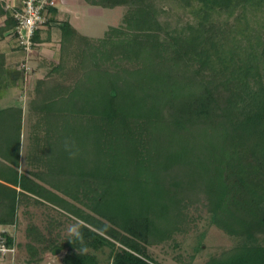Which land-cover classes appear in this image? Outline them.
<instances>
[{
    "label": "trees",
    "instance_id": "16d2710c",
    "mask_svg": "<svg viewBox=\"0 0 264 264\" xmlns=\"http://www.w3.org/2000/svg\"><path fill=\"white\" fill-rule=\"evenodd\" d=\"M87 3L127 9L102 38L57 21L60 60L29 92L26 146L23 105L0 106V226L22 205H49L81 221L47 246L67 250L63 264H159L149 247L191 232L206 210L240 240L207 264H264V0ZM18 10L0 3V41ZM57 13L44 12L46 27ZM25 79L0 54V100ZM91 156L94 170H76Z\"/></svg>",
    "mask_w": 264,
    "mask_h": 264
},
{
    "label": "rangeland",
    "instance_id": "374dc122",
    "mask_svg": "<svg viewBox=\"0 0 264 264\" xmlns=\"http://www.w3.org/2000/svg\"><path fill=\"white\" fill-rule=\"evenodd\" d=\"M56 1L58 9L71 14V19L68 20L69 23L80 34L89 38H102L110 27L119 26L123 21V16L127 9L126 7L100 8L99 11L94 10L91 13L85 0ZM175 4L170 2L172 7V18H176L182 12V10L178 8V5ZM170 21L172 22L174 20ZM9 46L12 48L14 47L15 49L17 47V41L12 35L10 36ZM72 47L75 48V45ZM16 50L18 51V48ZM65 82L66 81H64V83ZM20 94V88L13 87L7 92V94H5L4 98L0 100V106L19 105L17 103L23 105V99L20 100L22 102L17 99ZM11 102L13 103L11 104ZM24 120L26 121L24 138L25 140H28V125L30 126V122L28 118L24 117ZM81 133L82 130H79L77 135H80L79 137L82 142L81 145L83 144L85 146L83 141L86 138L85 136H81ZM75 149L76 148H74V150ZM92 158L93 157L91 156L90 160L88 159L90 163L87 162V164H85V160L84 162L79 163L80 166L75 165L76 170L80 172L85 171L88 168H91L90 171L94 170L93 167L95 160ZM67 163L66 165L63 163L61 165L67 169ZM62 196L65 197L64 195ZM66 199H68L73 205L83 209L87 214H93V212L85 207V204L80 200L77 202L71 198ZM29 205L30 206H28L26 210H22L24 213L21 214L22 219L26 222L25 228L27 225L28 228L36 227L38 232L43 236V241H45L44 243L46 246L49 245L48 247H50V240L65 243L69 238H72L75 235L80 226L81 221L76 216L57 207L49 205H34L33 203H29ZM93 215L97 217V215ZM192 226L195 229L188 232L186 235H178L175 241L150 246L149 254L159 264H207V262L212 259L222 257L224 253L231 252L235 246L240 243L238 238L229 236L219 227L213 225L210 220V214L206 210L203 211L201 217H198V220L192 222ZM50 250V260L44 264H63V258L67 253V250H57V253H54L55 250H52V248ZM110 253L111 249L108 247L96 252L102 260H108ZM4 259L5 258L0 260V264L7 260ZM8 263L9 262L6 261V264Z\"/></svg>",
    "mask_w": 264,
    "mask_h": 264
},
{
    "label": "crops",
    "instance_id": "0c3cea01",
    "mask_svg": "<svg viewBox=\"0 0 264 264\" xmlns=\"http://www.w3.org/2000/svg\"><path fill=\"white\" fill-rule=\"evenodd\" d=\"M21 0H0V3L6 8L11 9L19 5ZM87 3V0H85ZM88 4V3H87ZM90 12L94 10L99 11L100 6H93L88 4ZM53 19V17L51 18ZM71 19V14L66 11H61L58 9V13L51 23L47 25L45 29L40 31L38 37L36 38V44L33 49L29 51L16 50L14 47H10V36H6L0 41V54L6 56V64L9 70L24 69L26 66V79L21 82V85L16 86L20 88L21 94L17 97L23 99V110L24 117L29 119V102L31 101L32 95L29 94L38 80L45 79L50 71L59 63L60 60V39L61 33L59 30L58 22ZM5 17L0 18V27L4 25ZM19 101V99H18ZM27 112V113H26ZM26 123V121H25ZM30 126L28 125V133ZM25 131V127H24ZM25 134V133H24ZM27 140H25L26 146ZM27 168L23 163L21 170ZM5 183V182H3ZM20 190V188H17ZM27 206L22 205L17 212V223L8 227L11 234L9 235L10 241H16L17 253L7 256L5 259L9 262L8 264H44L50 260V248H47L45 241H39L34 239L29 235V228L26 222L21 217L24 213L22 210H26ZM3 226H0V228ZM28 233V234H27ZM60 251V250H59ZM4 259V260H5ZM3 261L2 264H6Z\"/></svg>",
    "mask_w": 264,
    "mask_h": 264
},
{
    "label": "built area",
    "instance_id": "2783aa9c",
    "mask_svg": "<svg viewBox=\"0 0 264 264\" xmlns=\"http://www.w3.org/2000/svg\"><path fill=\"white\" fill-rule=\"evenodd\" d=\"M56 2V0H21L19 5L14 7L20 9L15 16L18 20V26L14 34L17 47H23L24 51L33 49L36 44L33 41L34 35L46 28L47 19L44 12L49 7H56ZM24 68L27 69L26 66ZM12 234L8 227L0 228V260L9 255L14 256L17 253L16 241L9 242L8 236Z\"/></svg>",
    "mask_w": 264,
    "mask_h": 264
},
{
    "label": "water",
    "instance_id": "95a60500",
    "mask_svg": "<svg viewBox=\"0 0 264 264\" xmlns=\"http://www.w3.org/2000/svg\"><path fill=\"white\" fill-rule=\"evenodd\" d=\"M57 250L59 251V249H57ZM57 250H55L54 253H55V252L57 253V252H58Z\"/></svg>",
    "mask_w": 264,
    "mask_h": 264
},
{
    "label": "clouds",
    "instance_id": "9594fccd",
    "mask_svg": "<svg viewBox=\"0 0 264 264\" xmlns=\"http://www.w3.org/2000/svg\"><path fill=\"white\" fill-rule=\"evenodd\" d=\"M84 251H87V249L85 248Z\"/></svg>",
    "mask_w": 264,
    "mask_h": 264
}]
</instances>
